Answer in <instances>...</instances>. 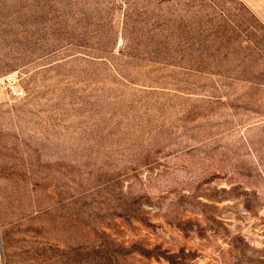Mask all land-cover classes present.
I'll use <instances>...</instances> for the list:
<instances>
[{"label":"rangeland","instance_id":"374dc122","mask_svg":"<svg viewBox=\"0 0 264 264\" xmlns=\"http://www.w3.org/2000/svg\"><path fill=\"white\" fill-rule=\"evenodd\" d=\"M214 1L264 28V0ZM143 3L163 27L142 38L120 0H0V73L24 91L0 86V264H168L114 250L141 246L264 264V56L203 31L209 0ZM185 19L212 70L152 61Z\"/></svg>","mask_w":264,"mask_h":264},{"label":"trees","instance_id":"16d2710c","mask_svg":"<svg viewBox=\"0 0 264 264\" xmlns=\"http://www.w3.org/2000/svg\"><path fill=\"white\" fill-rule=\"evenodd\" d=\"M208 6L206 5V11L208 12L209 19L203 26V31H205L209 36H214L217 39L222 40V43L230 42L231 39L235 37L238 40L241 39L244 43V39L248 42L246 46H240L241 50H248L249 54H255L258 57L264 56L263 45L255 41L257 35L264 31L261 24L255 19V17L248 11V9L240 2L237 1V9L231 8L230 3L224 1H214L209 0ZM121 4L125 6L123 15V29L125 31L139 32L143 38L146 34L152 33L154 35L157 29H161L163 25L159 27L156 21L152 20V10L155 8L153 5H148L143 3V5H138V0H120ZM153 7V8H152ZM151 9V10H150ZM151 12V13H150ZM150 13V14H149ZM168 16H171L169 13ZM167 16V17H168ZM208 18V17H207ZM171 21V20H170ZM253 22L256 24H253ZM189 21L185 19L179 23H173L171 25H164V41L160 43H154L153 46L155 51H152V61L160 63L162 65H171V63H177L180 68L190 72H207V68L195 67L193 63V55L186 49L188 35H189ZM149 30V31H148ZM175 30L179 33L175 35ZM132 34V33H131ZM237 40V42H238ZM218 53V54H217ZM233 53H237L235 50ZM143 55V53H140ZM225 57L222 55L221 50H216L211 56L216 61L220 60L219 57ZM205 55L199 54L198 58L203 59ZM219 68V67H216ZM213 69V71L218 72V69ZM120 204L116 206V210L123 214L119 217L137 218L145 223V217L140 215L139 212V202L130 203L125 198L119 199ZM132 206H138L131 209ZM138 210V211H136ZM133 211V213H132ZM142 212V211H141ZM143 213V212H142ZM134 214V215H133ZM114 246V245H112ZM249 249V247H247ZM115 252L119 254L122 258L131 255V253H138L141 257L145 259H152L155 261H165L168 264H188L190 261L196 258L195 254L192 252H186L182 250L179 254H171L169 251L162 250L159 247L154 249H149L145 247H137V249L132 248V251L124 247L114 248ZM245 251V250H244ZM243 251V252H244ZM102 260V259H101ZM113 260L111 257L107 259V263H111ZM99 264H102L99 260Z\"/></svg>","mask_w":264,"mask_h":264},{"label":"built area","instance_id":"2783aa9c","mask_svg":"<svg viewBox=\"0 0 264 264\" xmlns=\"http://www.w3.org/2000/svg\"><path fill=\"white\" fill-rule=\"evenodd\" d=\"M0 86L9 90L10 94L16 98H20L24 95V91L17 86L16 78L13 76L3 77L0 73Z\"/></svg>","mask_w":264,"mask_h":264}]
</instances>
